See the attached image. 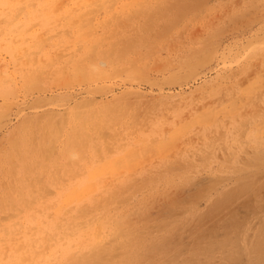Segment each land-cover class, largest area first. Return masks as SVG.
Wrapping results in <instances>:
<instances>
[{
  "label": "rangeland",
  "instance_id": "rangeland-1",
  "mask_svg": "<svg viewBox=\"0 0 264 264\" xmlns=\"http://www.w3.org/2000/svg\"><path fill=\"white\" fill-rule=\"evenodd\" d=\"M0 20V264H264V0Z\"/></svg>",
  "mask_w": 264,
  "mask_h": 264
},
{
  "label": "bare ground",
  "instance_id": "bare-ground-1",
  "mask_svg": "<svg viewBox=\"0 0 264 264\" xmlns=\"http://www.w3.org/2000/svg\"><path fill=\"white\" fill-rule=\"evenodd\" d=\"M21 1H22V0H21ZM36 2H37V1H36ZM40 2H41V1H40ZM10 8H11V7H10ZM25 8H26V7H25ZM27 8H28V7H27ZM25 10H26V9H25ZM25 12H26V11H25ZM14 13H15V11H14ZM17 14H18V13H17ZM25 14H26V13H25ZM10 15H11V14H10ZM30 15H31V14H30ZM18 18H20V17H18ZM71 19H72V18H71ZM0 21H1V20H0ZM16 21H17V20H16ZM76 21H77V20H76ZM68 22H71V20L68 21ZM68 22H67V23H68ZM77 22H78V21H77ZM77 22H76V24H77ZM81 22H82V21H81ZM69 24H70V23H69ZM76 24H75V25H76ZM79 24H80V23H79ZM79 24H78V25H79ZM83 24H84V23H83ZM86 24H87V23H86ZM52 26H53V25H52ZM67 26H69V25H67ZM91 26H92V25H91ZM54 27H55V26H54ZM9 28H10V27H9ZM51 28H52V27H51ZM82 28H83V27H82ZM88 28H89V27H88ZM78 30H79V29H78ZM3 31H4V30H3ZM15 39H16V38H15ZM91 39H92V38H91ZM93 39H94V38H93ZM93 39H92V40H93ZM14 41H15V40H14ZM81 42H82V41H81ZM97 42H98V41H97ZM97 42H96V43H97ZM94 44H95V43H94ZM251 46H252V45H251ZM91 47H92V46H91ZM91 47H90V48H91ZM24 49H25V48H24ZM32 49H33V48H32ZM35 49H36V48H35ZM86 49H87V48H86ZM98 49H99V48H98ZM259 49H260V48H259ZM107 50H108V49H107ZM107 50H106V51H107ZM27 51H28V50H27ZM40 51H41V50H40ZM89 51H90V50H88V52H89ZM114 51H115V50H114ZM118 51H119V50H118ZM252 51H253V50H252ZM92 52H93V51H92ZM103 52H104V50H103ZM260 52H261V51H260ZM262 52H263V51H262ZM41 53H42V52H41ZM96 53H97V51H96ZM99 53H100V52H99ZM248 53H249V52H248ZM103 54H105V52H104ZM106 54H107V53H106ZM119 54H120V53H119ZM119 54H118V55H119ZM255 54H256V52H255ZM83 55H84V54H82V56H83ZM91 55H92V54H90V56H91ZM94 55H95V53H94ZM99 55H100V54H99ZM99 55H97V57H98ZM116 56H117V55H116ZM116 56H115V57H116ZM252 56H253V55H252ZM258 56H259V55H258ZM258 56H257V57H258ZM90 58H91V57H90ZM116 58H117V57H116ZM122 58H123V57H122ZM127 58H128V57H127ZM77 59H78V58H76V61H77ZM117 59H118V58H117ZM117 59H116V60H117ZM79 60H80V59H79ZM86 60H87V59H86ZM91 60H92V59H91ZM95 60H96V58H95ZM73 61H74V60H73ZM104 61H105V60H104ZM108 61H109V60H108ZM31 62H32V60H31ZM44 62H45V61H44ZM70 62H71V61H70ZM70 62H69V64H70ZM74 62H75V61H74ZM87 62H88V60H87ZM115 62H116V61H115ZM120 62H121V61H120ZM125 62H126V59H125ZM49 63H50V62H49ZM77 63H78V62H77ZM77 63H75V65H77ZM82 63H83V62H82ZM107 63H108V62H107ZM184 63H185V62H184ZM117 64H118V63H117ZM117 64H114V65H117ZM40 65H41V64H40ZM44 65H45V64H44ZM67 65H68V64H67ZM73 65H74V64H73ZM85 65L87 66V64H85ZM118 65H119V64H118ZM183 65H184V64H183ZM45 66H46V65H45ZM80 66H81V65H80ZM99 66H100V65H99ZM108 66H109V65H108ZM46 67H48V66H46ZM91 67H92V66H91ZM116 67H117V66H115V68H116ZM29 68H30V67H29ZM37 68H38V67H37ZM86 68H87V67H86ZM60 69H62V68H59V70H60ZM74 69H75V68H74ZM92 69H93V67H92ZM56 70H57V69H56ZM85 70H86V69H85ZM90 70H91V69H90ZM95 70H96V69H95ZM110 70H112V69H110ZM113 70H114V69H113ZM49 71H50V70H49ZM96 71H97V70H96ZM103 71H104V69H103ZM37 72H38V71H37ZM37 72H36V73H37ZM59 72H60V71H59ZM61 72H62V71H61ZM74 72H77V70L74 71ZM80 72H81V71H80ZM80 72H78V73H80ZM85 72H86V71H85ZM85 72H84V74H85ZM108 72H109V71H108ZM116 72H117V71H116ZM50 73H51V72H50ZM57 73H58V71H57ZM86 73H87V72H86ZM90 73H91V72H90ZM110 73H111V72H110ZM24 74H25V73H24ZM44 74L46 75V73H44ZM87 74H88V73H87ZM87 74H86V76H88ZM91 74H92V73H91ZM29 75H30V74H29ZM31 75H32V74H31ZM41 75H42V74H41ZM62 75H63V74H62ZM81 75H82V74H81ZM92 75H93V74H92ZM100 75H101V74H100ZM100 75H98V76H100ZM24 76H25V75H24ZM42 76H43V75H42ZM76 76H77V75H76ZM102 76H103V75H102ZM27 77H28V76H26L25 78H27ZM48 77H49V76H48ZM51 77H52V76H51ZM95 77H97V76H95ZM76 78H77V77H76ZM79 78H80V77H79ZM85 78H87V77H85ZM85 78H84V80H86ZM27 79H28V78H27ZM46 79H47V78H46ZM82 79H83V78H82ZM97 79H98V78H97ZM80 80H81V79H80ZM89 80H90V79H89ZM26 82L28 83V81H26ZM42 82H43V81H42ZM96 104H97V103H96ZM92 105H93V104H92ZM110 106H111V105H110ZM94 107H95V106H94ZM85 109H86V108H85ZM91 111H92V110H91ZM93 111H94V109H93ZM115 111H116V110H115ZM73 112H74V110H73ZM112 113H113V112H112ZM73 114H74V113H73ZM116 114H117V113H116ZM88 115H89V114H88ZM97 115H98V114H97ZM73 116H74V115H73ZM56 117H57V116H56ZM81 117H82V115H81ZM68 118H69V117H68ZM71 118H72V117H71ZM73 118H74V117H73ZM73 118H72V119H73ZM86 118H87V117H86ZM93 118H94V117H93ZM153 119H155V118H153ZM74 120H75V118H74ZM74 120H73V121H74ZM76 120H77V119H76ZM80 120L82 121L81 118H80ZM69 121H70V119H69ZM116 121H117V120H116ZM52 124H53V122H52ZM90 124H91V123H90ZM181 124H182V123H181ZM79 125H80V124H79ZM81 125H82V123H81ZM183 125H184V124H183ZM50 126H51V125H50ZM72 126H73V125H72ZM177 126H178V124H177ZM75 127H76V126H75ZM74 130H75V129H74ZM109 130H111V129H109ZM188 130H189V129H188ZM47 131H48V129H47ZM40 132H41V131H40ZM65 132H66V131H65ZM79 132H80V131H79ZM93 132H95V131H93ZM110 132H112V131H110ZM28 134H29V133H28ZM68 134H69V133H68ZM97 134H98V132H97ZM31 135H32V134H31ZM54 135H55V134H54ZM71 135H72V134H71ZM119 135H120V134H119ZM37 136H38V135H37ZM37 136H36V137H37ZM63 136H64V135H63ZM119 138H120V137H119ZM70 140H71V139H70ZM20 141H21V140H20ZM31 141H32V140H31ZM36 141H38V140H36ZM63 141H64V140H63ZM158 141H159V140H158ZM160 141H162V140L160 139ZM100 142H101V141H100ZM152 142H153V141H152ZM60 143H61V142H60ZM153 143H154V142H153ZM22 144H23V143H22ZM30 144H31V143H30ZM55 144H56V143H55ZM89 144H90V143H89ZM155 144H156V143H155ZM20 145H21V144H20ZM64 145H65V144H64ZM72 145H74V144H72ZM125 145H126V144H125ZM37 147H38V146H37ZM62 147H63V146H62ZM48 148H49V147H48ZM145 148H146V147H145ZM155 148H156V146H155ZM60 150H61V149H60ZM99 151H100V149H99ZM157 151H158V150H157ZM177 151H178V150H177ZM73 152H74V151H73ZM101 152H102V151H101ZM180 152H181V151H180ZM60 153H61V152H60ZM130 154H131V153H130ZM184 154H185V153H184ZM37 155H38V154H37ZM83 155H84V154H83ZM89 155H90V154H89ZM102 155H103V154H102ZM107 155H108V154H107ZM131 155H132V154H131ZM41 156H42V155H41ZM61 156H62V155H61ZM86 156H87V155H86ZM23 157H24V156H23ZM59 157H60V155H59ZM65 157H66V156H65ZM89 158H90V156H89ZM25 159H26V158H25ZM62 159H63V158H62ZM120 159H121V158H120ZM42 160H43V159H42ZM28 161H29V160H28ZM34 161H35V160H34ZM61 161H62V160H61ZM91 161H92V160H91ZM31 162H32V161H31ZM41 162H42V161H41ZM58 162H59V161H58ZM120 162H121V161H120ZM123 162H124V161H123ZM69 163H70V162H69ZM117 163H118V162H117ZM50 164H51V163H50ZM78 164H79V163H78ZM92 165H93V164H92ZM27 166H28V165H27ZM30 166H31V165H30ZM34 166H35V165H34ZM58 167H59V166H58ZM39 168H40V167H39ZM66 168H67V167H66ZM196 168H197V167H196ZM196 168H195V169H196ZM51 169H52V168H50V170H51ZM189 169H191V168H189ZM195 169H194V170H195ZM73 170H74V169H73ZM62 171H63V170H62ZM82 171H83V170H82ZM190 172H191V171H190ZM46 173H47V172H46ZM86 173H87V172H86ZM174 173H175V172H174ZM187 173H189V172H187ZM195 173H196V172H195ZM23 174H24V173H23ZM77 174H78V173H77ZM25 175H26V174H25ZM27 175H28V174H27ZM49 175H50V174H49ZM67 175H68V174H67ZM100 175H101V174H100ZM169 175H170V174H169ZM177 175H178V173H177ZM190 175H191V174H190ZM97 176H98V175H97ZM156 176H157V175H156ZM23 177H24V176H23ZM159 177H160V176H159ZM163 177H164V176H163ZM167 178H168V177H167ZM27 179H28V178H27ZM88 180H89V179H88ZM154 180H156V179H154ZM183 180H184V179H183ZM96 181H97V180H96ZM160 181H161V180H160ZM188 181H189V180H188ZM87 182H88V181H87ZM149 182H150V181H149ZM24 183H25V182H24ZM26 183H27V182H26ZM22 184H23V183H22ZM146 184H147V183H146ZM149 184H150V183H149ZM146 186H147V185H146ZM112 195H113V194H112ZM102 197H104V196H102ZM112 198H113V197H112ZM109 200H110V199H109ZM98 203H99V202H98ZM96 204H97V203H96ZM105 204H106V203H105ZM101 205H102V204H101ZM108 207H109V205H108ZM86 211H87V210H86ZM71 218H72V217H71ZM74 219H75V218H74ZM39 221H40V220H39ZM36 222H38V221H36ZM74 222H75V221H74ZM39 223H40V222H39ZM40 225H41V224H40ZM29 231H30V230H29ZM35 232H36V231H35ZM35 232H34V233H35ZM59 232H60V231H59ZM72 232H73V231H72ZM35 234H36V233H35ZM58 234H59V233H58ZM58 234H57V235H58ZM75 234H76V233H75ZM71 236H72V235H71ZM45 238H46V237H45ZM12 239H13V238H12ZM21 239H22V238H21ZM48 239H49V238H48ZM8 240H9V239H8ZM8 240H7V241H8ZM62 240H63V239H62ZM18 241H19V240H18ZM13 242H14V241H13ZM23 242H24V241H23ZM23 242H22V243H23ZM48 242H49V241H48ZM18 243H19V242H18ZM133 243H134V242H133ZM23 244H24V243H23ZM48 245H49V243H48ZM53 245H54V244H53ZM3 246H4V244H3ZM21 246H22V245H21ZM21 246L19 245L20 248H21ZM132 246H133V245H132ZM19 247H18V248H19ZM33 247H34V246H33ZM47 247H48V246H47ZM87 247H88V246H87ZM22 248H23V246H22ZM7 250H8V249H7ZM27 250H28V249H27ZM82 250H83V249H82ZM17 251H18V250H17ZM28 251H29V250H28ZM6 252H7V251H6ZM47 252H48V251H47ZM5 254H6V253H5ZM35 254H36V253H35ZM74 255H75V254H74ZM30 257H31V256H30ZM25 258H26V257H25ZM28 258H29V257H28ZM72 258H73V257H72ZM75 258H76V257H75ZM26 259H27V258H26ZM30 260H31V259H30ZM24 261H25V260H24Z\"/></svg>",
  "mask_w": 264,
  "mask_h": 264
}]
</instances>
